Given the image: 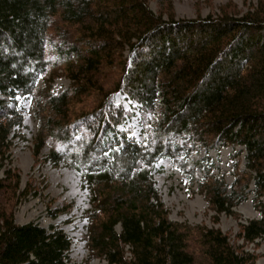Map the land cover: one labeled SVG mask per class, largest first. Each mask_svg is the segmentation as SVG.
Segmentation results:
<instances>
[{
	"label": "trees",
	"instance_id": "1",
	"mask_svg": "<svg viewBox=\"0 0 264 264\" xmlns=\"http://www.w3.org/2000/svg\"><path fill=\"white\" fill-rule=\"evenodd\" d=\"M253 1L246 12L226 7L188 20L176 18L172 0H158V13L149 0H0V264H76L64 230L15 220L21 202L47 189L42 182L22 190L11 167L25 98L40 109L35 156L48 146L49 161L76 171L92 193L93 257L256 264L220 230L171 221L153 181L169 160L217 216L253 197L259 218L238 238L264 240V0ZM59 69L71 87L60 95L39 90L38 81ZM118 95L137 105L142 142L118 129L133 116L115 105ZM86 97L89 105L75 110ZM216 146L232 151L231 185L210 156Z\"/></svg>",
	"mask_w": 264,
	"mask_h": 264
},
{
	"label": "rangeland",
	"instance_id": "2",
	"mask_svg": "<svg viewBox=\"0 0 264 264\" xmlns=\"http://www.w3.org/2000/svg\"><path fill=\"white\" fill-rule=\"evenodd\" d=\"M177 19L195 20L198 16L207 18L209 15H219L223 8L246 12L253 4V0H172ZM150 8L159 12L158 0H149ZM108 69L104 77L107 82H113V69ZM72 85L71 79L59 69L49 72L38 81V89L50 88L56 95L62 94ZM88 98L82 99L83 104L76 105L75 110L82 111L84 105H89ZM23 112L24 124L22 129H15L12 138V164L21 175L22 190L28 183L42 189V182L47 189L37 197L29 196L18 205L15 211V220L18 225L35 223L45 229L57 226L70 237L72 247L70 258L76 264H106L101 257H93L88 249L86 237L89 234L88 211L92 210V193L81 177L65 163L54 165L49 161L50 148L41 149L39 156H35L36 139L40 132L38 114L40 112L37 101L31 98L19 99ZM125 96L118 95L115 105H122L133 116L126 123V127L119 126L120 131H127L128 137L142 142L141 113L137 105L132 104ZM88 110V109H87ZM76 111V113H78ZM86 111V110H85ZM232 151L214 147L210 156L222 171L228 185L233 183ZM205 153L197 154L196 159L202 160ZM4 170H0V178ZM216 173V172H215ZM155 188L161 201L169 211V218L173 222L187 223L192 226H205L220 230L228 236L232 243L245 246V249L257 258L256 264H264V240L255 244H244L238 237L241 226L258 219L259 212L253 205V197L234 209L232 215L217 216L208 209V202L204 195L199 194L196 186L185 184V176L176 171L169 160L162 161L153 174ZM60 211H57V210ZM120 233V227L117 228Z\"/></svg>",
	"mask_w": 264,
	"mask_h": 264
}]
</instances>
